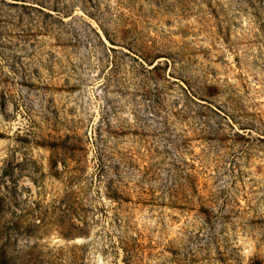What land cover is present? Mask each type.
<instances>
[{
    "label": "rangeland",
    "instance_id": "rangeland-1",
    "mask_svg": "<svg viewBox=\"0 0 264 264\" xmlns=\"http://www.w3.org/2000/svg\"><path fill=\"white\" fill-rule=\"evenodd\" d=\"M0 264H264V0H0Z\"/></svg>",
    "mask_w": 264,
    "mask_h": 264
}]
</instances>
